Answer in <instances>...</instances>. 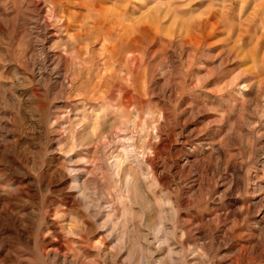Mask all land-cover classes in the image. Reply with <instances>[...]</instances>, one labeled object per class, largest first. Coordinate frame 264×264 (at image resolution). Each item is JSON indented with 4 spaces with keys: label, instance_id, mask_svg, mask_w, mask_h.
<instances>
[{
    "label": "rangeland",
    "instance_id": "obj_1",
    "mask_svg": "<svg viewBox=\"0 0 264 264\" xmlns=\"http://www.w3.org/2000/svg\"><path fill=\"white\" fill-rule=\"evenodd\" d=\"M0 264H264V0H0Z\"/></svg>",
    "mask_w": 264,
    "mask_h": 264
}]
</instances>
